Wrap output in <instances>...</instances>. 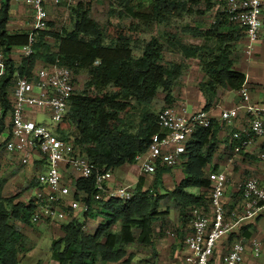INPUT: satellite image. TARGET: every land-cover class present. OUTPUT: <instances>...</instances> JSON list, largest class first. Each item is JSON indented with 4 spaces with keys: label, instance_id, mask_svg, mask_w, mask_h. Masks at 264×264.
I'll list each match as a JSON object with an SVG mask.
<instances>
[{
    "label": "trees",
    "instance_id": "trees-1",
    "mask_svg": "<svg viewBox=\"0 0 264 264\" xmlns=\"http://www.w3.org/2000/svg\"><path fill=\"white\" fill-rule=\"evenodd\" d=\"M11 2L2 0L0 6V48L8 65V72L0 81V102L5 115L11 109L9 89L14 85L15 72L29 77L41 62L68 66L76 78L86 74L84 89L75 92L58 131L64 137H73L82 154L96 163L101 172L134 165L136 157L147 151L152 136L161 132L158 115L150 106L160 90L165 93L166 103L173 105L174 88L188 67L183 62H163L165 43L157 37L142 39L141 23L146 26L167 23L175 16L189 14L201 3L205 4L202 14L217 9L209 27L196 25L182 29L203 43H185L178 35L168 34L167 47L183 60H198L204 74L199 90L206 98L202 110L216 107L220 89L239 91L247 82L246 75L234 68L244 46V29L231 23L222 12L225 0H117L120 9L112 7L109 13L137 23L126 27L108 22L105 28L91 17L90 4L79 2L70 13L74 29L65 35L41 31L33 53L22 57L17 68L10 54L14 48L28 43L29 31L9 32ZM47 35L58 43L57 51H52L45 41ZM221 128L213 122L210 128L199 129L192 135L194 141L191 138L188 143V161L183 167L185 177L173 191L162 195L143 190L144 180L140 179L127 203L120 199L95 201V178L78 179L75 186L87 194L86 200L92 208L84 222L61 224L64 235L53 240L52 258L59 264L127 263L131 259V245H153L154 224L168 213L164 206L168 205L169 196L178 207L182 223L190 224L191 209L206 206L205 192L210 189V179L204 168L214 158ZM171 169L158 167L156 185ZM4 182L0 181V264H20V256L29 249L18 222L31 224L35 206L32 201L15 203L14 197H3ZM193 185L204 191H188ZM97 220L99 224L93 231L83 229ZM238 233L232 232L227 238Z\"/></svg>",
    "mask_w": 264,
    "mask_h": 264
},
{
    "label": "built area",
    "instance_id": "built-area-1",
    "mask_svg": "<svg viewBox=\"0 0 264 264\" xmlns=\"http://www.w3.org/2000/svg\"><path fill=\"white\" fill-rule=\"evenodd\" d=\"M32 11V27L28 43L20 48L21 58L30 56L41 31L46 30L48 9L63 0H12ZM227 19L244 29L245 56H254L259 44L264 43V0H225L221 8ZM14 52V49L12 50ZM98 64V62H96ZM8 72L7 58L0 48V81ZM73 70L59 64L38 63L29 77L14 74V85L9 95L11 109L8 115L0 102V136H4V152L15 156L21 164L43 162L46 171L40 176V186L33 192L35 210L31 216L34 225L85 221L92 206L87 194L78 191V179L95 178V201L120 199L127 203L133 196L128 186L108 187L110 170L101 172L99 166L84 156L73 137H64L59 125L67 116L76 92ZM241 95L247 94L243 87ZM247 101V97H245ZM198 110L190 113L186 103L163 108L158 113L160 133L154 134L145 153L136 157L143 174L155 173L158 167L174 168L187 154L192 135L199 129L210 128L214 122L213 111ZM35 110H40L48 121L38 123ZM244 113L247 126L232 134L233 151L239 153L257 140L264 138V103L249 102L233 108L220 107L219 125L230 126ZM264 163V147L259 151ZM210 179V208L193 207L190 211V232L186 235L185 261L187 264H213L214 250L220 241L232 232H239L244 221L255 220L264 209V183L250 177L241 185L242 214L228 215L225 194L228 185L226 172H212ZM232 218V219H230ZM87 226H84L86 231ZM253 254L260 256L264 249V234L249 239ZM246 245L244 237L238 238L221 257L220 264H244Z\"/></svg>",
    "mask_w": 264,
    "mask_h": 264
},
{
    "label": "crops",
    "instance_id": "crops-1",
    "mask_svg": "<svg viewBox=\"0 0 264 264\" xmlns=\"http://www.w3.org/2000/svg\"><path fill=\"white\" fill-rule=\"evenodd\" d=\"M15 4V3H14ZM17 10L19 11L21 17L23 15L27 18L32 16V11H28V8L24 5L15 4ZM14 11V10H13ZM11 11V14L12 12ZM31 15H28L29 13ZM28 13V14H26ZM23 24L25 21L22 22ZM10 26V25H8ZM244 49V46H243ZM15 62H17L15 57H12ZM234 68L246 75L247 82L245 88L247 89V94L241 95L239 91L231 89H220L217 105L213 111L214 122L219 124L220 107L223 108H233L238 105L245 104L249 102L253 105L264 103V43L257 46L256 52L253 57L248 59L244 52L240 53L239 58L236 60ZM192 78H186L184 80L187 85L184 96L187 108L189 104L193 106V112L203 109L206 104V98L203 96L202 92L199 90L198 81L196 85H192ZM174 96V95H173ZM247 97V101L245 100ZM247 126V120L244 113H241L239 119H237L230 126H225L221 128L218 134V148L216 149L214 158L210 164L204 168V172L209 176L212 172H226L228 176V185L225 194V203L227 212L242 214V189L241 183L242 179L250 178L253 174H257L259 180L264 183V170L257 169L254 163H259L263 165L259 157V151L264 147V138L254 142L251 146L242 149L239 153L233 151L234 145H236L235 140H232V134L238 132L239 130ZM196 138V137H195ZM194 141V137L191 139ZM257 152V153H256ZM187 152L183 156L182 161L176 167L172 168L170 172L165 173L162 176L164 189L168 191H173L176 186H178L184 179L183 167L188 161ZM158 170V168H157ZM156 170V172H157ZM156 172L143 174L139 164H126L119 168L112 170L109 174L108 181L106 182L108 187L115 188L117 186H128L133 188L136 186L140 179L144 180L143 190H149L154 194L162 193L158 189V184L156 185ZM256 178V177H254ZM261 178V179H260ZM230 180L232 183H230ZM230 183V184H229ZM160 192V193H159ZM195 193L202 192L199 187L196 186ZM210 194V189L207 191ZM207 192H205L207 194ZM205 208H210L208 204ZM168 209V213L160 216L156 223L154 224V236L153 245L145 246L150 252H140L139 248L135 250L136 245H132L131 251L135 252L134 264H141L139 261L146 259L149 261L152 257L162 258L163 256H169L174 254L175 257L180 259L178 264H187L185 261V237L190 232L189 224L182 223L181 216L179 214L178 228L176 229V235L172 234V237L166 236V231L168 229V223L170 218V212L176 211L179 213L177 205H165L164 210ZM99 224V222H98ZM33 225V224H32ZM54 224H42L45 233H49L52 238V234L58 237H62L64 233L61 229L56 226L51 227ZM188 226V232L184 231ZM40 226V225H39ZM187 229V228H186ZM43 231V232H44ZM43 232L38 233L43 235ZM183 232H186L185 234ZM264 234V209L258 213L255 220L244 221L241 224L238 235H234L231 238H223L214 250L213 264H220L221 257L230 249L234 242L239 238V236L244 237V243L246 245V250L244 252V264H264V249L260 256H255L249 246V239L253 236H262ZM52 242V240H51ZM51 246V244H50ZM135 246V248H134ZM134 248V249H133ZM143 248V247H142ZM31 253L28 254L30 258ZM52 257V252H51ZM180 257V258H179ZM50 264H59L53 258ZM123 264V263H122ZM125 264V263H124Z\"/></svg>",
    "mask_w": 264,
    "mask_h": 264
},
{
    "label": "rangeland",
    "instance_id": "rangeland-1",
    "mask_svg": "<svg viewBox=\"0 0 264 264\" xmlns=\"http://www.w3.org/2000/svg\"><path fill=\"white\" fill-rule=\"evenodd\" d=\"M0 0V6H1ZM89 3L91 6V17L98 22L100 25L106 27L108 22L113 24H121L126 27H129L131 24L137 23L136 20L131 18H121L118 15H112L109 13L112 7L119 10L120 7L117 5V0H63L60 4L50 6L48 9V22L46 31L56 32L60 35H65L67 32H70L74 29L73 20L71 18V8L77 5V3ZM11 18L8 25V30L10 33L15 32H23L29 31L32 27V16L30 17H21L17 7L14 2H11ZM31 9L28 8V11ZM217 10V9H216ZM216 10L207 12L206 14L200 13L201 11H205V4L201 3L200 6L195 7L189 12V14H185L183 16H175L171 18L167 23L163 24H155L154 26H146L145 24H140V34L141 38L144 40H150L152 37L159 38L166 45V50L164 51L163 62H183L188 65L185 70L182 78L179 80L177 85L174 88V103L173 105H179L181 103H185V100L182 96H184V91L187 87L184 80L186 78H192V85H196L200 79H203L204 74L200 69V65L198 60H183V58L172 51L167 47V43L165 42L168 34H176L178 35L185 43L190 44H201L203 41L199 39L193 38L191 35L186 34L182 31L184 27H195L196 25H201L203 27H209L210 24L214 21V15ZM29 13V12H28ZM26 13V14H28ZM28 15H31L30 13ZM25 21L23 24L22 22ZM45 41L51 45L52 51H57L58 43L55 42L54 38L51 35H47ZM20 48H14V52L10 57H15L18 59L20 56L19 53ZM241 52L243 49L241 48ZM40 65H45L40 62ZM14 78V77H13ZM88 76L84 73L80 74L76 78V93L83 91L84 84L87 81ZM14 80V79H13ZM13 85L9 89L12 91ZM222 90V89H221ZM169 106L165 101V93L160 90L150 106L152 111L157 116L158 113L165 107ZM36 121L39 123H44L48 121V117L45 113L40 110H35ZM188 111L190 113L193 112V106L189 104ZM4 141V136H0V181L4 180V184L1 188V195L3 197L15 198V203H24L29 204L31 201L33 202V192L39 188L40 186V176L46 171L43 162L36 159L34 163L23 165L20 161L13 155L6 154L4 152V146L2 145ZM258 141V140H257ZM256 141V142H257ZM257 153V152H256ZM257 169L264 170V167L260 162L254 163ZM251 177H259L257 174H251ZM261 179V178H260ZM245 179L241 180V183L244 182ZM163 180L161 179L158 182V189L162 192L161 195L167 192L168 190L164 189ZM230 183L231 180H230ZM229 183V184H230ZM135 187L131 188L133 191ZM196 185L191 186L188 191L195 193ZM204 190H202L203 192ZM205 204L206 206L209 204V193L205 195ZM167 204L170 206L174 203L172 201L171 196L167 198ZM230 213V212H229ZM178 219L179 213L176 211L170 212V218L168 225V229L165 230L166 236L172 237V234L176 235V229L178 228ZM232 219V218H230ZM99 220L95 222H90L87 225L86 231H93L98 226ZM51 227L56 226L58 229H61V222L53 223ZM189 224V223H188ZM187 224V225H188ZM186 225V226H187ZM18 226L21 229L22 233L26 236L25 246L28 247V251L20 256V264H50L52 261L51 257V246L53 240L60 238L55 234H52V238L49 233H45L42 224L39 225H26L18 222ZM190 227V224H189ZM187 228V229H186ZM184 231L188 232V226ZM39 232H43V235H40ZM186 232H183L184 234ZM189 233V232H188ZM52 240V242H51ZM132 246V245H131ZM143 247V248H142ZM135 248V246H134ZM133 248V249H134ZM140 250V252H150V250L145 246L136 245V249ZM131 247H129V253L131 254V259L125 264H134V256L135 252H132ZM31 253L30 258H28V254ZM180 258V257H179ZM180 259L175 257L174 254L157 258L152 257L149 261L146 259H142L139 261L141 264H178ZM124 264V263H123Z\"/></svg>",
    "mask_w": 264,
    "mask_h": 264
}]
</instances>
